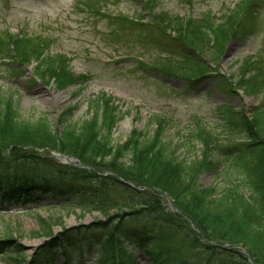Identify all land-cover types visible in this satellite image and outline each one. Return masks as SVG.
Wrapping results in <instances>:
<instances>
[{
    "label": "rangeland",
    "instance_id": "obj_1",
    "mask_svg": "<svg viewBox=\"0 0 264 264\" xmlns=\"http://www.w3.org/2000/svg\"><path fill=\"white\" fill-rule=\"evenodd\" d=\"M145 1L0 0L1 42L6 41V35L9 34L27 37L42 46L46 53L65 56L66 65L73 74H87L90 78L59 90L54 81L45 82V79L41 80L35 74V63L16 65L0 54V90L6 93V98L10 97L9 101L15 105L19 118L34 120L44 115L54 129L60 126L58 115L69 104L74 105L71 119L76 122L89 117L90 99L94 96H111L123 111L122 118L115 124L111 135L114 144L124 141L133 129L142 131V136L149 138L154 133L156 124L163 119L161 134L164 141L176 149L178 158L188 163L200 158L204 147L203 132L208 131L217 137L219 148L209 146L210 159H217V165L212 170L201 173L197 182L211 183L218 190L231 183L240 186L247 193L250 190V174L236 162L238 148H229L239 145L241 135H230L215 106L227 103L236 108L243 107L247 116L253 108L264 110V90L253 95L245 94L233 84L230 87L234 88V92L229 95L223 86L224 81L226 85H230V81L236 80L239 67L245 61L251 65L255 63L256 66L252 70L248 63L245 79H250L254 72L258 81L264 83V0H155L151 1L152 4ZM238 4L242 5L239 11L236 7ZM231 11L237 13L239 24L231 34L233 37L222 38V33L215 34L213 31ZM158 12L174 17L173 30L163 27L155 18V13ZM178 17L203 18L210 25L209 44L203 41L200 51L193 46L196 52L190 55L194 57L186 54L187 62L196 64L199 51V58L205 57L210 66V70L202 69L207 73L193 86H187L186 79L193 77L194 72L190 66L184 65V60L181 59H184L185 54L172 38L178 33ZM135 18H144L150 24L135 25L131 20ZM246 29L250 30V35L242 36ZM154 37H161L163 41L158 42ZM188 47H185V52H189ZM256 72L260 75L257 76ZM59 95L63 97L55 102V96ZM122 122H126L125 125L122 126ZM34 155L37 160L45 159L65 168L80 167L98 172L102 177L113 175L136 189L142 184L122 173H114L115 170H109L106 165L90 168L78 158V162L52 159L48 150L36 151ZM127 189L129 193V188ZM119 191H112L108 195L120 205L122 203L121 209H125L129 205L124 204ZM160 195L163 198L161 203L166 205L168 211H163V215L175 214V222L178 225L186 223L199 236V243L216 247L229 245L216 237H202V229L176 207L174 209V206L168 205L164 194ZM2 203L6 204L4 200ZM46 204L49 203L39 201L28 206L1 207V234L10 235L15 239L14 243L20 244L22 248L20 254L1 253L0 264H27V260L30 261L33 253L45 240L46 236L42 232L45 220L60 222V225H53L55 234L61 225L63 228L79 223L89 225L94 220L106 219L98 210L81 214L79 207L74 204L65 208L42 207ZM114 210L118 212L117 208L109 209V212L114 214ZM136 217L141 219L137 214L126 218L131 221ZM173 233L171 238L186 256L194 257L204 253L201 249L189 247L182 239L181 232ZM230 246L245 256L247 264H256L239 245ZM262 253L259 254L260 261H264V251ZM68 255L71 256L72 264H94L95 255L92 256L91 253L70 252ZM133 257L137 264H149L140 252L133 253ZM62 259V255L58 254L55 262L60 264ZM219 264H225V260L222 258Z\"/></svg>",
    "mask_w": 264,
    "mask_h": 264
},
{
    "label": "trees",
    "instance_id": "obj_2",
    "mask_svg": "<svg viewBox=\"0 0 264 264\" xmlns=\"http://www.w3.org/2000/svg\"><path fill=\"white\" fill-rule=\"evenodd\" d=\"M151 1L155 2H145L152 4ZM241 8L239 5L238 11ZM155 18L163 27L174 29L171 15L158 12ZM238 24L237 13L232 12L217 24L213 32L229 38ZM176 25L178 33L174 32L176 35L172 38L185 54L181 59L184 65L190 66L194 72V78L186 79L187 85L191 86L204 73L202 69L210 70L207 59H200L199 52L203 41L209 44L210 25L203 18L183 20L181 17L177 18ZM244 34L250 35V30L246 29L242 36ZM6 39L0 41L3 58L16 65L35 63V74L45 82L54 81L59 90L81 80L87 81L86 75H75L69 70L62 54H48L42 46L19 34L6 35ZM156 40L163 41L161 37ZM193 46L198 47L200 54V58L195 57L196 64L187 62L186 54L193 55L185 52V47L195 50ZM248 63L245 61L240 65L239 76L234 82L230 81V85L224 81L223 86L229 95L234 92L230 87L233 84L245 94L263 92L264 83L258 81L254 72L250 79H245ZM249 67L254 70L255 63ZM0 91V204L6 200L25 206L43 198L50 202L44 205L45 208H65L74 204L80 208L81 214L98 210L106 217L104 221L94 220L89 225L79 223L64 228L61 225L55 234L53 225H60V222L45 220L42 229L45 240L27 264H52L57 254L72 251L96 254L94 261L100 264H136L133 253L137 251L150 264H219L222 258L225 264H247L245 256L230 245L242 246L254 263L264 264L259 260V254L264 251V110L253 108L247 116L243 107L225 103L215 106L228 132L241 135L235 161L250 174V190L245 193L240 186L231 183L218 190L211 183L197 182L201 173L217 165V159L211 160L209 154V146L215 148L217 137L208 131L203 132L204 147L200 158L188 163L178 158L176 149L164 141L161 134L163 119L156 124L149 138L143 137L142 131L133 129L124 141L114 144L111 135L123 111L111 96H94L90 99L89 117L76 122L71 119L74 105L69 104L57 118L61 128L54 129L44 115L34 120L19 118L10 97L6 98V93ZM38 150L72 155L90 168L106 165L109 170H115L114 173H122L142 184L136 189L113 175L102 177L100 173L84 168H65L45 159L37 157L40 159L37 160L34 152ZM117 190L129 207L121 209L122 203L120 205L115 198L109 197L108 194ZM160 194H165L174 207L202 229V237H216L229 245L216 247L199 243L194 230L186 223L178 225L175 222V214L163 215V211H168L161 203ZM116 208L119 214L116 210L114 214L109 212V209ZM132 214L142 220L126 218ZM177 231L181 232L189 247L201 249L204 253L186 256L171 238ZM14 241L10 235L0 232V254H20L22 246ZM64 258L65 264H71L69 257Z\"/></svg>",
    "mask_w": 264,
    "mask_h": 264
},
{
    "label": "bare ground",
    "instance_id": "obj_3",
    "mask_svg": "<svg viewBox=\"0 0 264 264\" xmlns=\"http://www.w3.org/2000/svg\"><path fill=\"white\" fill-rule=\"evenodd\" d=\"M62 97H63L62 95L55 96L54 101H55V102H58V100L61 99ZM125 123H126V122H122L121 125L123 126V125H125ZM216 147L219 148L218 145H216L215 148H216ZM230 149H233V150H234L235 148H230ZM228 150H229V149H228ZM8 205L12 206V204H8ZM239 247H242V246L239 245ZM242 248H243V247H242ZM243 249H244V248H243ZM244 250H245V249H244ZM52 261H53L52 264H57V263L55 262V260H52Z\"/></svg>",
    "mask_w": 264,
    "mask_h": 264
},
{
    "label": "water",
    "instance_id": "obj_4",
    "mask_svg": "<svg viewBox=\"0 0 264 264\" xmlns=\"http://www.w3.org/2000/svg\"><path fill=\"white\" fill-rule=\"evenodd\" d=\"M56 155H57L58 157H61V158H62V157H65V156H63V155H61V156H60V155H58V154H56ZM69 160H70V159H69ZM240 249H241V250H242V251H243V252H244V253L247 255V252H246V250H244L242 247H240Z\"/></svg>",
    "mask_w": 264,
    "mask_h": 264
}]
</instances>
